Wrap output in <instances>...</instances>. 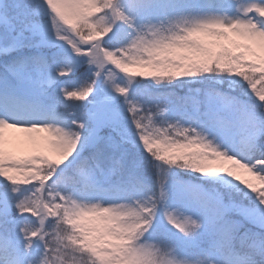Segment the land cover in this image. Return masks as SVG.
<instances>
[{
    "label": "snow or ice",
    "instance_id": "1",
    "mask_svg": "<svg viewBox=\"0 0 264 264\" xmlns=\"http://www.w3.org/2000/svg\"><path fill=\"white\" fill-rule=\"evenodd\" d=\"M0 264H264V0H0Z\"/></svg>",
    "mask_w": 264,
    "mask_h": 264
}]
</instances>
